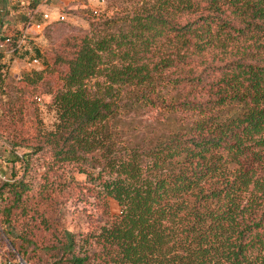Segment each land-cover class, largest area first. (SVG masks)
<instances>
[{
  "label": "trees",
  "instance_id": "1",
  "mask_svg": "<svg viewBox=\"0 0 264 264\" xmlns=\"http://www.w3.org/2000/svg\"><path fill=\"white\" fill-rule=\"evenodd\" d=\"M112 25L125 60L102 70L111 48L79 45L56 94V132L20 136L0 99V134L47 152V173L71 166L100 183L121 213L80 247L45 187L2 182L0 226L15 260L1 264H264V91L235 94L227 80L264 77V0H154L102 26ZM101 71L106 83L93 88ZM232 105L243 110L222 111ZM144 108L169 121L145 133L128 121ZM248 153L257 168L242 167Z\"/></svg>",
  "mask_w": 264,
  "mask_h": 264
},
{
  "label": "rangeland",
  "instance_id": "2",
  "mask_svg": "<svg viewBox=\"0 0 264 264\" xmlns=\"http://www.w3.org/2000/svg\"><path fill=\"white\" fill-rule=\"evenodd\" d=\"M39 1L41 0H34L33 7ZM152 1L154 0H63L60 5L61 0H45V12L50 15V19L43 18V28L38 32L28 33L30 41L24 48L16 49L14 44L8 46L10 54L0 55V99L4 100L6 108L11 109V115L21 119L22 124L18 131L20 136L31 138L39 130L43 133L57 131L60 109L56 94L62 89L63 76L75 64L79 45L88 42L99 47L104 43L111 51H104L102 70L110 65L120 66L125 60L120 54L128 46H115L110 40L112 37L107 35L117 34L114 26L106 29L102 25L116 12H139L146 3ZM9 2L10 8L3 5L0 16L8 17L12 12L24 8L21 2ZM24 16L23 31L19 29L4 33L0 41L9 36L16 41L22 36L30 21L28 15ZM60 16L64 19L60 20ZM35 58L40 60V65L31 64ZM227 80L229 91L235 94L264 91V77L255 73L233 71L227 76ZM103 82L106 83L105 72L101 71L88 84L96 88L98 83ZM37 98H41V102ZM240 110H243L242 107L236 105L222 107V111L229 115ZM169 116L171 114L144 108L128 121L134 122L138 127L143 125V131L147 133L162 128V124L169 121ZM193 119V116L189 118ZM6 138L7 133L0 134V185L13 178L25 177L36 190L45 187L61 227L75 235L80 247H84L86 239L99 228L111 225L117 220L121 207L117 201L106 195L100 183L78 173L71 166L57 171V174L47 173L50 159L47 152L34 153L32 149L23 147L14 149L10 144L11 137L9 140ZM241 165L245 169L258 167L252 153L242 157ZM2 229L0 226V264L2 259L15 260L12 256L14 248ZM49 258L48 264L57 260L52 255Z\"/></svg>",
  "mask_w": 264,
  "mask_h": 264
},
{
  "label": "crops",
  "instance_id": "3",
  "mask_svg": "<svg viewBox=\"0 0 264 264\" xmlns=\"http://www.w3.org/2000/svg\"><path fill=\"white\" fill-rule=\"evenodd\" d=\"M17 2H21V5L24 6L23 10H17L16 12H12L11 15L8 17L0 16V36H4V33H7L9 31H18L19 29H22L23 31V19L25 18L24 15L29 16V24L26 28L29 33L38 32L40 29L43 28L45 25L42 20L43 14L46 12V4L45 0H41L38 2V5L36 4V7H33V1L34 0H15ZM63 0H61L60 5H62ZM65 3V1H64ZM10 8V2L9 0H0V12H3V7ZM29 11V13H27ZM36 11V12H35ZM43 12V13H42ZM25 30V31H26ZM3 44V45H1ZM5 48V49H4ZM4 49V50H3ZM10 50H8V46L5 45V42L0 41V55L7 56L8 53L10 54ZM6 64H4L5 69Z\"/></svg>",
  "mask_w": 264,
  "mask_h": 264
},
{
  "label": "built area",
  "instance_id": "4",
  "mask_svg": "<svg viewBox=\"0 0 264 264\" xmlns=\"http://www.w3.org/2000/svg\"><path fill=\"white\" fill-rule=\"evenodd\" d=\"M43 18L46 19V20L47 19H50V15L48 13H45V14H43ZM59 19L60 20H63L64 17L63 16H60ZM28 33L29 32L27 30L24 31L23 34H22V36H20L16 41H14L13 38L9 36L3 42H5V45L6 46H12V45L15 44L16 45V47H15L16 49H22L30 41V38L28 37ZM1 45H3V44H1ZM31 64L34 65V66H38V65H40V60L37 59V58H35V59L32 60ZM37 100L39 102H41V98H37ZM19 263L20 264H27L24 261V259L23 260L22 259H19Z\"/></svg>",
  "mask_w": 264,
  "mask_h": 264
}]
</instances>
